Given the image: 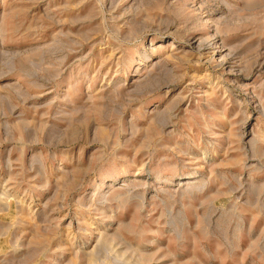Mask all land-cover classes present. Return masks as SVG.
Returning <instances> with one entry per match:
<instances>
[{"label":"rangeland","instance_id":"rangeland-1","mask_svg":"<svg viewBox=\"0 0 264 264\" xmlns=\"http://www.w3.org/2000/svg\"><path fill=\"white\" fill-rule=\"evenodd\" d=\"M0 264H264V0H0Z\"/></svg>","mask_w":264,"mask_h":264}]
</instances>
